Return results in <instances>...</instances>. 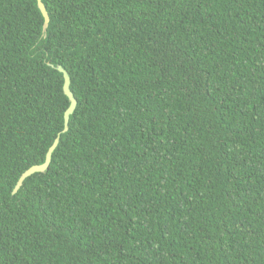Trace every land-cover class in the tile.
<instances>
[{"label": "trees", "instance_id": "obj_1", "mask_svg": "<svg viewBox=\"0 0 264 264\" xmlns=\"http://www.w3.org/2000/svg\"><path fill=\"white\" fill-rule=\"evenodd\" d=\"M43 1L0 0V264H264V0Z\"/></svg>", "mask_w": 264, "mask_h": 264}, {"label": "water", "instance_id": "obj_2", "mask_svg": "<svg viewBox=\"0 0 264 264\" xmlns=\"http://www.w3.org/2000/svg\"><path fill=\"white\" fill-rule=\"evenodd\" d=\"M37 4H38V7H39L43 17H44L43 33H44V36H46L47 30H48V27H49V24L51 21V17H50L48 9H47L43 0H37ZM48 64L51 65L52 67H56L60 72L63 73L64 79H65L64 87H63L64 93L68 96V98L70 100V105L66 109L65 114H64V129L62 131V133H64V132H67L69 130L70 118H71V115L75 112V110L77 108L78 100L75 97V94L71 89V81L72 80H71V76H70V73L68 72V70L61 64L55 65L51 62H48ZM60 139H61V133L58 134V136L54 140L53 144L49 147L47 154H46L45 161L43 163L32 165L31 167H29L27 170H25L21 174V176H20V178H19V180H18V182H17V184L13 190V194H16L20 190V188L24 184V181L29 176L33 175L36 172L47 171V169L49 168V166L51 164L53 153L60 143Z\"/></svg>", "mask_w": 264, "mask_h": 264}]
</instances>
